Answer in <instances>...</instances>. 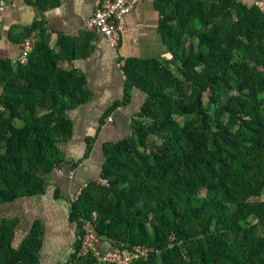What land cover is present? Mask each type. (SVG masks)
I'll return each instance as SVG.
<instances>
[{
    "label": "trees",
    "instance_id": "16d2710c",
    "mask_svg": "<svg viewBox=\"0 0 264 264\" xmlns=\"http://www.w3.org/2000/svg\"><path fill=\"white\" fill-rule=\"evenodd\" d=\"M169 3L160 30L172 59L124 67L126 95L146 97L131 136L102 149L106 184L66 200L74 241L56 264H98L79 257L86 226L100 251L148 248L134 264H264V200H252L264 195V15L236 0ZM51 58L36 46L24 65L0 60V211L45 194L65 162L84 79ZM18 228L0 219V264H41L42 224Z\"/></svg>",
    "mask_w": 264,
    "mask_h": 264
},
{
    "label": "crops",
    "instance_id": "0c3cea01",
    "mask_svg": "<svg viewBox=\"0 0 264 264\" xmlns=\"http://www.w3.org/2000/svg\"><path fill=\"white\" fill-rule=\"evenodd\" d=\"M169 1L146 0L136 6L113 50L100 34L84 29L101 0H0V60L13 61L30 33L36 40L34 49L39 46L52 56L53 69L84 79L77 93L84 102L66 112L72 135L60 146L65 160L58 168L61 173L53 171L45 194L18 199L0 211L3 218L18 220L19 230L26 223L28 229L36 222L42 224L41 258L51 264L71 254L74 239L66 200H73L88 183L101 179L104 145L126 136L131 118L143 104L145 95L139 88L132 87L126 95L124 67L131 71L135 68L131 65L142 67L172 59L173 42L160 30L161 12L170 15L173 10L171 3L166 4ZM236 2L250 9L255 0ZM107 115L113 122L106 124Z\"/></svg>",
    "mask_w": 264,
    "mask_h": 264
},
{
    "label": "built area",
    "instance_id": "2783aa9c",
    "mask_svg": "<svg viewBox=\"0 0 264 264\" xmlns=\"http://www.w3.org/2000/svg\"><path fill=\"white\" fill-rule=\"evenodd\" d=\"M146 0H101L100 5L94 11L92 17L85 24L86 32L98 33L102 36L106 44L116 50L120 41L121 33L125 29L126 18L131 14L136 6ZM254 7L264 15V0H255ZM35 38L29 36L20 44V52L18 56L11 61L17 65L26 64L30 53L35 45ZM106 124L113 122V117L106 116ZM56 173H60L58 169ZM102 184L106 181L99 180ZM85 235L83 237L82 250L79 257L88 253L93 254L98 264H134L143 259L150 252L148 248L134 247L131 250L119 251L117 249H106L100 251L96 247L95 236L91 233L88 226L84 228ZM171 247V246H170Z\"/></svg>",
    "mask_w": 264,
    "mask_h": 264
},
{
    "label": "rangeland",
    "instance_id": "374dc122",
    "mask_svg": "<svg viewBox=\"0 0 264 264\" xmlns=\"http://www.w3.org/2000/svg\"><path fill=\"white\" fill-rule=\"evenodd\" d=\"M170 70L172 71V72H174L173 70H174V67H170ZM186 88V86L185 87H183V89H185ZM169 89H171L172 90V88H169ZM141 91V90H140ZM144 95H145V93L143 92V91H141ZM226 95H236V93L234 92V94H232V93H227ZM145 97H146V95H145ZM168 98L170 99V100H172L173 98H174V95L173 94H169L168 95ZM204 101H206L205 99H204ZM170 114L171 115H173V117H178L177 115H176V112L172 109V110H170ZM138 118V116L137 115H133V117L131 118V124H130V131H131V129H132V127H133V125L135 124L134 123V121H135V119H137ZM176 120H178V118L176 119ZM139 121H141V120H139ZM172 128H174V127H172ZM129 130H128V132H127V134H126V138H128V137H130L131 136V132H130ZM155 140H157L156 138H154ZM120 140V139H119ZM158 141V143H160V141L159 140H157ZM112 143H116V141L115 142H112ZM141 151V153H144V151H142V149L140 150ZM146 155H148V152H145V154L144 155H142V154H140V156H141V159H140V161L141 162H139V163H142V159L146 156ZM150 160H151V155L149 154L148 156H146V158H145V162L143 163V165H145L146 163L147 164H149V162H150ZM131 176H133L134 178H138V179H140L141 180V176H140V173H139V169H134L133 170V172L131 173ZM99 180H103V181H106L105 179H99ZM97 181L98 183H101L100 181ZM262 199H264V195L260 198V197H257V198H253L252 200H257V202H258V200H262ZM0 219H5V218H3V216L1 215V213H0ZM19 229V228H18ZM30 230V228L28 229V225H27V223L26 224H23V227L22 228H20V232H18V234L19 235H21V237H23L24 235H26L27 234V232ZM46 262H48V264H51V262L50 261H48V259H46V258H44V257H42V262H41V264H46ZM52 264H54V263H52Z\"/></svg>",
    "mask_w": 264,
    "mask_h": 264
},
{
    "label": "clouds",
    "instance_id": "9594fccd",
    "mask_svg": "<svg viewBox=\"0 0 264 264\" xmlns=\"http://www.w3.org/2000/svg\"><path fill=\"white\" fill-rule=\"evenodd\" d=\"M262 200H264V199H262Z\"/></svg>",
    "mask_w": 264,
    "mask_h": 264
}]
</instances>
